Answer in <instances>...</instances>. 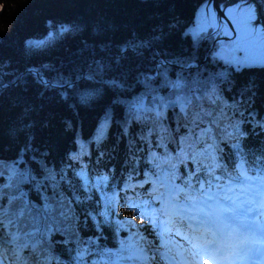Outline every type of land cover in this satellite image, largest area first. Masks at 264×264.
Listing matches in <instances>:
<instances>
[{
    "label": "trees",
    "instance_id": "16d2710c",
    "mask_svg": "<svg viewBox=\"0 0 264 264\" xmlns=\"http://www.w3.org/2000/svg\"><path fill=\"white\" fill-rule=\"evenodd\" d=\"M209 1L0 0V162L20 159L21 149L30 144L18 167L31 169L47 184L42 169L46 165L57 173L62 193L71 198L75 192L80 198L69 205V220L50 237V264H77L81 248L91 249V255L84 256L91 264L102 260L100 253L113 242L114 232L99 230L88 217L86 205L93 203L95 191L85 188L77 169L85 167L90 174L106 172L117 178L129 177L139 163L153 161L152 152L163 162L166 149L157 146L158 131L148 136L152 121L133 120L128 102L144 91L137 77L154 69L153 53L160 54L156 59L169 61L194 56L198 69H185L186 74L199 70L206 77L216 67L207 57L209 37L196 50L187 33L197 9ZM63 25L70 30L61 34ZM49 33L54 34L52 38ZM29 41L45 43L34 47ZM141 44L147 47H137ZM122 47L129 51L122 55ZM32 69L39 71V78ZM180 70L171 67L170 77L175 79ZM41 78L52 84L68 81L71 87L45 88ZM113 80L122 87L112 86ZM215 83L222 100L236 105L224 107L221 127L239 122L240 132L247 134L240 138L243 145L255 151L264 148V66L232 71L215 77ZM160 94L169 93L161 88ZM205 107H209L207 102ZM215 107L219 111L220 105ZM178 120V108H168L160 119L171 132L166 145L173 157L177 154L174 141L185 132L183 127L176 132ZM235 142L228 139L219 144L224 159ZM61 174L72 187L60 181ZM6 181L5 173L0 183ZM21 188L37 203L53 195L51 187L39 188L31 182ZM127 222L132 223L136 237L141 234L152 244L144 225L132 215ZM24 255H29L27 250Z\"/></svg>",
    "mask_w": 264,
    "mask_h": 264
},
{
    "label": "snow or ice",
    "instance_id": "6c2138e0",
    "mask_svg": "<svg viewBox=\"0 0 264 264\" xmlns=\"http://www.w3.org/2000/svg\"><path fill=\"white\" fill-rule=\"evenodd\" d=\"M253 20L254 13L249 8L244 13L235 46L226 51L222 49L218 53L220 58L237 67L251 62L264 63V36L253 27ZM212 24L210 14L199 18L198 27L192 33L195 42ZM69 30V26L63 25L60 33ZM53 35L49 33V38ZM44 43L28 42L29 46L34 47L43 46ZM132 50L135 52L136 48ZM128 51L126 47L120 49L122 55ZM240 52L244 53L243 57L237 55ZM158 55L153 53V70L138 74L137 82L144 91L128 102V113L140 123L151 120L153 127L149 128L148 136L158 131L157 146L166 149L163 163L167 164V168L161 169L160 163H154V167L162 172L158 175L157 183L159 187L166 188V192H159L154 200L166 201L161 203L160 211L169 217L170 223L179 225L177 235H180V228L189 233L184 239L190 245L188 255L191 259L180 251L169 255L171 248L167 253H161L160 249L165 247V243L155 247L149 256L148 251L154 245L146 237L138 235L136 241L123 242L116 253L104 250L100 253L102 260H93L91 264H160L163 260L167 264H199L205 255L210 256L214 264H264V148L245 150L240 138L247 134L240 132L239 122L221 127L224 107L236 105H227L222 100L213 77L205 78L199 70L185 73V69H198L194 56L169 61L156 59ZM172 65L181 69L175 74V79L169 75ZM98 69L102 70V66L98 65ZM33 74L38 76V73ZM40 82L45 88L71 87L68 81L52 84L41 78ZM157 82L159 88L156 87ZM111 84L122 87L115 80ZM161 88L168 90L169 94L161 95ZM205 102L209 107H205ZM218 104L219 111L215 107ZM168 108L179 109L180 120L176 132L179 133L181 127L185 129L174 141L177 144L175 157L167 152L166 142L171 132L160 124ZM261 127L264 128V125ZM228 139H235L236 142L230 145L232 156L228 158L229 162H225L219 144ZM28 150L30 144L26 143L20 151V159L11 164L0 162V176L7 174V181L0 183V264H50V237L55 230H61L60 224L69 220L72 201L80 202L75 192H72L71 198L61 192L60 182L56 180L57 173L46 165L42 169L43 180L47 184L38 180L31 169L21 170L18 165L23 163V153ZM151 158L153 161L160 160L154 152ZM177 162L184 164L183 174H178ZM189 163L191 168L188 167ZM177 180L180 183H176ZM60 181L72 187L66 175L61 174ZM30 182L39 188L51 187L53 195L43 196L40 203L30 200L21 188ZM152 191L158 192L156 184ZM139 211L142 219L150 215ZM149 223L154 230L158 227L155 217L150 218ZM25 250L29 255H24ZM85 255H91V249L77 250V264H87ZM204 264H208V261L204 260Z\"/></svg>",
    "mask_w": 264,
    "mask_h": 264
},
{
    "label": "rangeland",
    "instance_id": "374dc122",
    "mask_svg": "<svg viewBox=\"0 0 264 264\" xmlns=\"http://www.w3.org/2000/svg\"><path fill=\"white\" fill-rule=\"evenodd\" d=\"M210 14L213 20V24L211 27L207 28L205 32L203 33V37L198 41L195 42L194 36L192 33L197 29L199 24V18L204 14ZM225 13L230 20L233 30L231 29L230 25L227 21L224 19L222 20V23L218 20L217 12L213 6V4H205L203 3L200 5V7L197 9L196 16L194 22L187 27V33L191 35L194 46L196 47V50L200 48V45L202 42L206 40L207 37H209L212 45L210 48V59L216 63V67H212L210 69L209 74L205 77H219V76H227L230 75V72L232 71H240L244 67H254V66H264V63L260 62H251L247 63L243 66L237 67L235 64H229L225 61V59L220 58L218 56V53L221 52V50H228L235 46L237 39L240 35V30L242 27V19L244 15L239 16L238 18L234 19V16L237 14L236 9L228 8L225 10ZM262 36H264V33L260 32ZM209 54V52H208ZM238 56L243 57L244 53L240 52L237 53ZM206 60V59H204ZM102 126L105 125V121L102 120Z\"/></svg>",
    "mask_w": 264,
    "mask_h": 264
},
{
    "label": "water",
    "instance_id": "95a60500",
    "mask_svg": "<svg viewBox=\"0 0 264 264\" xmlns=\"http://www.w3.org/2000/svg\"><path fill=\"white\" fill-rule=\"evenodd\" d=\"M239 1H245L247 3H254L256 6V10H258L259 14L257 15V20H259V18L261 17V14L264 16V4L263 3H259L258 0H210L209 3H212L217 15H218V20L219 22H221L223 19L225 21L228 22V24L230 25L231 29L233 30V26L230 22V20L228 19L226 13H225V9L227 8V6L231 9H236L237 10V14L234 16V19L238 18L241 15H244V13L249 9V7L244 6H238V5H230L232 4H236ZM222 2H225V4L222 6ZM226 5V6H225ZM242 8V9H241ZM254 13V12H253ZM255 19V14H254V20H253V27L255 29H257L258 32H262V34L264 33V26L261 24H257L255 21H257ZM262 21L264 23V18H262ZM207 57H210V50H209V54L207 55ZM206 61V60H204ZM202 64L199 65V67H201ZM171 67L173 68H177L178 70H180L179 66L177 65H172ZM33 73H38V76L40 77L39 71L36 69H32ZM37 76V75H36ZM44 81H47L46 79H43Z\"/></svg>",
    "mask_w": 264,
    "mask_h": 264
},
{
    "label": "flooded vegetation",
    "instance_id": "af4514ba",
    "mask_svg": "<svg viewBox=\"0 0 264 264\" xmlns=\"http://www.w3.org/2000/svg\"><path fill=\"white\" fill-rule=\"evenodd\" d=\"M258 2L261 4V3H263L264 4V0H258ZM209 4L211 5L212 3H208V6H209ZM225 4V2H222V6ZM230 5H238V6H241V7H244V6H247V7H249V8H251L252 9V11L254 12V14H255V19L257 18V15L259 14V12H258V10H256V6H255V4L254 3H247V2H245V1H239L238 3H236V4H230ZM244 5V6H243ZM226 6V5H225ZM229 7L227 6V8L225 9V10H227ZM242 9V8H241ZM262 18H264V16L261 14V17L259 18V20H257V21H255L257 24H261V25H263L264 26V23H263V21H262ZM221 23H222V21H221Z\"/></svg>",
    "mask_w": 264,
    "mask_h": 264
},
{
    "label": "bare ground",
    "instance_id": "6f19581e",
    "mask_svg": "<svg viewBox=\"0 0 264 264\" xmlns=\"http://www.w3.org/2000/svg\"><path fill=\"white\" fill-rule=\"evenodd\" d=\"M45 79V78H44ZM48 81V80H47ZM49 82V81H48Z\"/></svg>",
    "mask_w": 264,
    "mask_h": 264
}]
</instances>
